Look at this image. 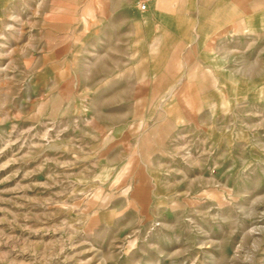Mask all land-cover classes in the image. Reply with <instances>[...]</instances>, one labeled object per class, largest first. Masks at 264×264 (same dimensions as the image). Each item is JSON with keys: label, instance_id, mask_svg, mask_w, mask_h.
Returning <instances> with one entry per match:
<instances>
[{"label": "rangeland", "instance_id": "374dc122", "mask_svg": "<svg viewBox=\"0 0 264 264\" xmlns=\"http://www.w3.org/2000/svg\"><path fill=\"white\" fill-rule=\"evenodd\" d=\"M138 2L0 0V264H264V0Z\"/></svg>", "mask_w": 264, "mask_h": 264}, {"label": "built area", "instance_id": "2783aa9c", "mask_svg": "<svg viewBox=\"0 0 264 264\" xmlns=\"http://www.w3.org/2000/svg\"><path fill=\"white\" fill-rule=\"evenodd\" d=\"M149 1L151 0H139L138 7L141 11H146L149 7Z\"/></svg>", "mask_w": 264, "mask_h": 264}, {"label": "crops", "instance_id": "0c3cea01", "mask_svg": "<svg viewBox=\"0 0 264 264\" xmlns=\"http://www.w3.org/2000/svg\"><path fill=\"white\" fill-rule=\"evenodd\" d=\"M158 0H151V1H149V7H148V9L146 10V11H148L149 10V8L154 4V3H156ZM159 17H161V16H159Z\"/></svg>", "mask_w": 264, "mask_h": 264}]
</instances>
